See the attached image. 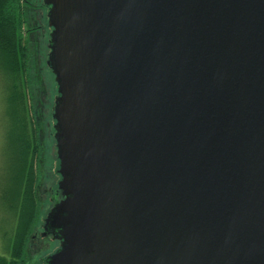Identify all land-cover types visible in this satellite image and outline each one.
Wrapping results in <instances>:
<instances>
[{
	"label": "water",
	"instance_id": "water-1",
	"mask_svg": "<svg viewBox=\"0 0 264 264\" xmlns=\"http://www.w3.org/2000/svg\"><path fill=\"white\" fill-rule=\"evenodd\" d=\"M59 190L45 264H264V0H45Z\"/></svg>",
	"mask_w": 264,
	"mask_h": 264
},
{
	"label": "rangeland",
	"instance_id": "rangeland-1",
	"mask_svg": "<svg viewBox=\"0 0 264 264\" xmlns=\"http://www.w3.org/2000/svg\"><path fill=\"white\" fill-rule=\"evenodd\" d=\"M33 1H36L35 5L39 7L36 8L38 11L30 9L27 12L32 21L29 25V30H32L29 34L32 49L30 62L32 87L27 88L25 94L21 93L18 99L21 102L26 100L25 117L28 116L29 120L32 119L37 126L41 148L38 162L41 182L37 195L42 201V208L39 222L28 242V264H45V259L60 249L63 243L59 233H48L47 230L55 207L51 199L62 194L59 190L61 176L59 174L58 128L55 116L59 103V86L52 61L53 41L52 29L49 26V8L44 9L45 0ZM42 34L44 36L41 38ZM2 71H0V255L10 258L14 233L19 226L17 217L15 218L17 208H14L19 197L18 192L16 193L17 185H14L17 184L14 182V175L18 172V168L16 170L13 165L18 155L19 145L16 142V133L12 135L11 131V126L16 121L17 115L11 111L9 88ZM20 109H22L21 105ZM28 128L30 131L31 127ZM27 133H29L28 130Z\"/></svg>",
	"mask_w": 264,
	"mask_h": 264
},
{
	"label": "trees",
	"instance_id": "trees-1",
	"mask_svg": "<svg viewBox=\"0 0 264 264\" xmlns=\"http://www.w3.org/2000/svg\"><path fill=\"white\" fill-rule=\"evenodd\" d=\"M35 2L33 0H0V71L3 70L2 74L9 88L11 111L17 115L11 131L12 135L16 133V142L19 145L15 164L13 163L16 170L18 168V172L14 175V182L17 184L14 185H17L16 193L18 192L19 197L14 208H17L15 218L17 217L19 226L14 233L11 256L8 258L0 255V264H28V242L39 222L42 208V201L37 195L41 182L38 163L41 152L38 128L32 119L25 117L26 100L21 102L18 99L21 93L25 94L26 89L32 87L30 78L32 49L29 42V34L32 31L29 30V25L32 21L27 12L39 7L35 5ZM46 8L45 6L44 9ZM43 36L44 34L41 38ZM16 107L17 110H15Z\"/></svg>",
	"mask_w": 264,
	"mask_h": 264
},
{
	"label": "flooded vegetation",
	"instance_id": "flooded-vegetation-1",
	"mask_svg": "<svg viewBox=\"0 0 264 264\" xmlns=\"http://www.w3.org/2000/svg\"><path fill=\"white\" fill-rule=\"evenodd\" d=\"M62 199H63L62 196H59V197H53V198L51 199V202L53 203V206H56V204H57L58 202H60ZM48 233H49V232H48Z\"/></svg>",
	"mask_w": 264,
	"mask_h": 264
}]
</instances>
